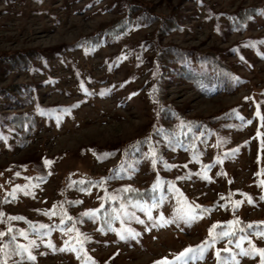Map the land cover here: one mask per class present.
I'll return each instance as SVG.
<instances>
[{
  "label": "rangeland",
  "instance_id": "1",
  "mask_svg": "<svg viewBox=\"0 0 264 264\" xmlns=\"http://www.w3.org/2000/svg\"><path fill=\"white\" fill-rule=\"evenodd\" d=\"M140 1L163 17L178 15L181 26L162 38L164 45L217 49L238 77L233 88L213 97L201 95L183 79H172L161 101L191 118H218L228 112L234 120L245 121L244 127L241 131L215 127L221 128L219 143L213 141L216 147L201 158L190 159L184 149L166 154L169 166L162 174L193 175L186 180L177 177L181 197L177 194L165 200L151 215L131 209L130 216L116 225L117 231L106 237L98 234L96 220L91 219L84 226L91 242L82 250L69 246L67 235L58 231L26 238V252L36 258L16 260V264H218L213 249L199 248V254L184 250L198 249L214 224L228 221L229 212L220 205V196H235L237 214L245 221L264 220V202L254 205L248 197L259 196L256 181L259 174L264 175V16L240 31H230L220 16L253 3L264 5V0ZM121 7L119 0H0V54L40 52L31 68L7 73L0 67V85H34L35 96L21 112L32 111L34 100L56 110L64 108L52 118L38 116L37 126L24 142L9 126H0V193L16 199L5 207L12 217L51 222L53 203L67 195L77 198L80 210L89 211L93 218L90 210L98 207L100 190L89 195L67 192L66 177H106L118 166L119 156L100 152L140 140L155 124L147 84L151 65L134 56L116 58L123 48L150 38L156 25L135 28L123 39L103 42L100 48H72L80 37L123 15ZM144 56L147 59L152 53ZM44 159L49 163L42 166ZM151 164L144 158L132 176L121 181L141 188L149 185L156 176ZM41 169H47L48 175L36 184L33 178ZM190 203L214 210L197 218L193 210L189 218L184 213L193 209ZM132 231L134 238L129 236ZM255 242L264 246V237H256ZM252 249L250 242H244L243 252ZM242 250L239 257L223 264H261L258 253L246 255ZM181 253L184 257L179 260Z\"/></svg>",
  "mask_w": 264,
  "mask_h": 264
},
{
  "label": "trees",
  "instance_id": "2",
  "mask_svg": "<svg viewBox=\"0 0 264 264\" xmlns=\"http://www.w3.org/2000/svg\"><path fill=\"white\" fill-rule=\"evenodd\" d=\"M121 8L124 11L113 19L108 25L102 26L98 31L80 37L72 48H100L103 42L117 41L126 37V35L135 28L143 26H155L150 38H145L136 44L123 48L120 57L116 61L136 57L142 63L148 62L151 65L150 75L147 79L149 86L150 99L155 115V124L150 128L146 135L138 141L127 143L123 146H117L108 150H102L100 153L106 157L119 156L118 166L112 168L106 177L74 179L66 177L65 190L76 192L77 194H93L95 189L100 190L99 205L90 216L87 210H80V202L75 197H60L53 203L51 222L34 220L23 216L19 221L12 219L5 207L7 204L16 203L15 197L3 195L0 193V246L4 251L0 253V264L7 260V264H16V260H32L28 258L29 252L17 248L18 245L25 246L23 241L26 238L34 236L45 237L50 233L60 232L67 235L69 246L75 249H84L90 245L91 237L85 232L84 226L91 219L96 220L97 232L100 236L106 237L117 231V224L122 223L123 219L130 216L131 209L146 210L151 215L155 207L163 205L165 200L180 195L177 177L186 180L193 178L191 173H182L179 176L167 177L162 174L165 168L169 166L166 154L169 152H180L184 149L189 158H201L205 156L210 147L214 148V142L219 143L220 127L235 128L241 131L244 123L229 117L228 112L218 118L201 119L184 116L182 110H178L171 103L162 102L166 92V84L170 80L183 79L193 84L197 92L203 96L213 97L217 93L230 90L237 84L238 77L234 71L225 64L224 56L219 50L187 49L179 45L163 44L161 42L164 36L179 28L180 21L177 14L161 16L156 13L154 7L140 0H119ZM264 16V5L252 4L248 7H240L235 12L223 13L226 19V28L230 31H240L248 26L258 16ZM256 44V43H254ZM151 52L152 56L146 59L145 53ZM40 52L37 50L17 51L12 54H0V67L8 72L18 68H31L33 62L38 59ZM225 64V67L222 66ZM6 73V74H7ZM33 84H9L0 85V126H9L8 130L13 131L23 139V142L32 134L37 126L38 116L52 118L56 112H62L52 106H45L33 102L32 111H19L31 104L35 94ZM134 98V97H132ZM12 109V111L7 110ZM41 114V115H39ZM216 129V130H215ZM144 158H149L151 168L156 170L154 180L143 188L124 184L121 180L132 176L135 168ZM46 159L43 160L45 166ZM47 169H41L40 173L34 176L36 184L44 181ZM177 179V180H176ZM259 185L258 197L248 195L254 205H260L264 202V175L259 174L257 181ZM181 197V195H180ZM221 204L229 212L228 221L223 224L217 222L215 228H212V234L209 232L205 240L199 245L198 249L206 247L215 250L218 264L225 263L226 260H234L239 257L244 242L255 248L264 249L256 245V237H264V220L245 221L237 214V205L235 196L223 194ZM219 204V202H215ZM191 212L195 210L197 216H209L213 207H195L190 203ZM148 209V210H147ZM232 223H229V222ZM22 222L25 225H22ZM126 228V234L128 227ZM134 232H130V238H134ZM196 254H199V249ZM253 250V249H252ZM17 252L21 254H17ZM182 254V255H181ZM177 259L184 257L181 253ZM257 254V253H256ZM36 258L35 255L31 253Z\"/></svg>",
  "mask_w": 264,
  "mask_h": 264
},
{
  "label": "snow or ice",
  "instance_id": "3",
  "mask_svg": "<svg viewBox=\"0 0 264 264\" xmlns=\"http://www.w3.org/2000/svg\"><path fill=\"white\" fill-rule=\"evenodd\" d=\"M45 163L47 164L49 162L48 161H45ZM237 203H239V202H237ZM95 211L96 210H90L91 213H94ZM87 214H90V213H86V215ZM184 215L187 216V217H189V218H192L193 217V213L191 212V210H189L188 212L184 213ZM12 219H21V218H19V217H12ZM229 223H232V222L230 221ZM215 227H216V225L214 224L212 226V228H215ZM212 228L209 229V234L210 235L212 234ZM262 234H264V233H262ZM0 235H3V233H0ZM118 235H120V238L121 239H124L125 238V236L122 235V234H119L118 233ZM49 247H53V246L51 244H49ZM17 248L23 249V251H28V249L26 247L22 246V245H18ZM73 250H75V249H73ZM3 251H4V247L3 246H0V253H2ZM184 251L187 252V251H189V249H185ZM253 252L254 253H258L260 255V257H261V264H264V249L253 247ZM253 252L245 253L242 250V254H246V255H252ZM17 254H21V253L17 252ZM28 258L29 259H35V257L32 256L30 252L28 254ZM3 264H7V260H4L3 261ZM156 264H158V262H156Z\"/></svg>",
  "mask_w": 264,
  "mask_h": 264
}]
</instances>
